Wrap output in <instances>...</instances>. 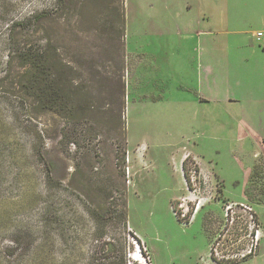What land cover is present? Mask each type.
<instances>
[{
	"label": "rangeland",
	"instance_id": "1",
	"mask_svg": "<svg viewBox=\"0 0 264 264\" xmlns=\"http://www.w3.org/2000/svg\"><path fill=\"white\" fill-rule=\"evenodd\" d=\"M205 12L216 42L248 45L216 48L220 101L257 78L264 0H0V264H264V111L174 88ZM26 52L50 109L12 84ZM248 208L259 248L229 261Z\"/></svg>",
	"mask_w": 264,
	"mask_h": 264
},
{
	"label": "crops",
	"instance_id": "2",
	"mask_svg": "<svg viewBox=\"0 0 264 264\" xmlns=\"http://www.w3.org/2000/svg\"><path fill=\"white\" fill-rule=\"evenodd\" d=\"M209 20H210V16L207 14V12L203 13L201 15V18L197 20V22L200 24L199 27L200 32L197 33L196 31H194L192 34L195 36L194 47H196V49L193 55L189 57L191 65L187 66L185 64L184 58H181L179 62L180 67L175 68L178 70V73L181 75L179 76V78L182 79L181 81L176 82V86L174 87L175 91L181 96L185 94L188 97H190L192 103L195 104L200 109L202 108L204 109V107L206 106H211V104H214V102H222L223 104L226 105H233V104L235 105L237 103H240L241 105L242 102L244 101L248 103L255 101L257 107L262 111H264V51L260 47L259 43L256 41V38L254 36L255 34L253 32L251 33V36L254 37V40L257 44L258 48L256 49L258 50H256V53L259 58V63H258L259 65H255V70H251L250 68L248 69L247 67L248 71L250 72V75L254 73L257 77L255 82L254 80L249 81L251 83V86L253 87L248 90L243 88L242 90H239V92L237 93L234 92L228 93L225 90L220 92L218 90L216 91V93H218V99H220V101H215L216 100L215 88L217 87L218 83L216 82L217 75L215 73L214 56L219 55L221 53L220 50L217 49V54H216V48H223V47L227 48L229 50V54L231 53L230 49L235 48V52L233 53L243 54L248 52L247 50L248 45H243L239 41L234 40L236 38H240L241 35L245 36V34L239 30L227 31V33L225 34L223 33L224 35H227L229 33V35L232 36L231 40H228L227 38L224 41L216 42V38H214L215 33L208 26ZM259 21H260V26L256 31V33L259 31H264L263 13L260 14ZM237 56L239 58L241 55H237ZM225 62L229 63V58L225 59ZM171 69L173 70V68ZM167 70L170 69L168 68L165 69V72L168 73ZM190 72L194 76V78H196V81H192L189 84L186 83V81L183 79H185L186 78L185 76H187ZM170 79L169 81H172ZM227 79H228L227 87L229 91V88L231 86L230 83L231 78L227 77ZM227 79H225V83L223 81L222 83L223 85L226 84ZM159 98L161 99L162 97L160 96ZM207 120L209 121V119ZM259 127H261L260 130L257 132V134H254L253 137L259 140V145L264 150V128H262L263 125L261 121ZM185 157L186 156L180 159L181 170H182V162Z\"/></svg>",
	"mask_w": 264,
	"mask_h": 264
},
{
	"label": "trees",
	"instance_id": "3",
	"mask_svg": "<svg viewBox=\"0 0 264 264\" xmlns=\"http://www.w3.org/2000/svg\"><path fill=\"white\" fill-rule=\"evenodd\" d=\"M24 60L22 65L25 68L24 74L14 81L12 84L21 86L26 95L35 99L40 103L41 107L44 109H50L54 105L52 99V94L50 93L51 80L47 76V69L45 67L42 57L29 52H26L22 56ZM9 73H6V78L9 77ZM182 169H185V160L182 162ZM44 210L41 215V222L43 221V216L45 214ZM43 225V223H41ZM41 225V227H42Z\"/></svg>",
	"mask_w": 264,
	"mask_h": 264
},
{
	"label": "built area",
	"instance_id": "4",
	"mask_svg": "<svg viewBox=\"0 0 264 264\" xmlns=\"http://www.w3.org/2000/svg\"><path fill=\"white\" fill-rule=\"evenodd\" d=\"M256 41L259 43L260 47L264 51V31H259L255 34ZM230 208L228 207L227 210ZM249 209V208H248ZM198 208L195 210L197 212ZM250 212V221H249V233L247 235L248 238V245L243 249L242 251L238 252L237 254L231 256L232 259H246L249 256H252L256 250L258 249L259 241L261 239V232L258 229L257 221H255V216L251 214V209H249ZM175 215V212H174Z\"/></svg>",
	"mask_w": 264,
	"mask_h": 264
}]
</instances>
